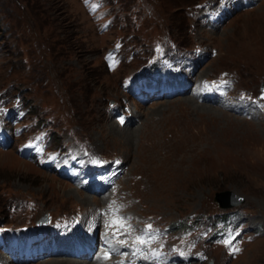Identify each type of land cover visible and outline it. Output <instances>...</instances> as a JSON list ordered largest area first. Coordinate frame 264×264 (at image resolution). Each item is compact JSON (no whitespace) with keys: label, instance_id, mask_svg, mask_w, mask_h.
Listing matches in <instances>:
<instances>
[{"label":"rangeland","instance_id":"374dc122","mask_svg":"<svg viewBox=\"0 0 264 264\" xmlns=\"http://www.w3.org/2000/svg\"><path fill=\"white\" fill-rule=\"evenodd\" d=\"M263 83L264 0H0V264H264Z\"/></svg>","mask_w":264,"mask_h":264},{"label":"bare ground","instance_id":"6f19581e","mask_svg":"<svg viewBox=\"0 0 264 264\" xmlns=\"http://www.w3.org/2000/svg\"><path fill=\"white\" fill-rule=\"evenodd\" d=\"M183 77V76H182ZM179 80V79H178ZM184 82V81H183ZM185 83V82H184ZM172 84H174V83H172ZM187 84V83H186ZM188 85V88H186L182 93L184 94V95H190V96H192L193 97V93H194V90H195V88H193V86L192 85H190V84H187ZM167 86V85H166ZM176 86V85H175ZM174 88V87H173ZM176 88V87H175ZM174 88V89H175ZM178 89V88H177ZM177 91V90H176ZM154 92V91H153ZM156 92V91H155ZM156 94V93H155ZM174 94V93H173ZM204 94V93H203ZM206 94V93H205ZM154 95V94H153ZM179 95V94H178ZM162 97H163V95H162ZM194 98V97H193ZM205 98H206V96H205ZM195 100H197V102H195L194 100H192V102L193 103H195V104H197L198 103V99H196V98H194ZM190 100V99H189ZM188 100V101H189ZM211 101V100H210ZM209 101V103H211ZM224 101V100H223ZM215 102V101H214ZM190 103V102H189ZM208 103V104H209ZM216 103V102H215ZM228 104V103H227ZM206 105V104H205ZM207 106V105H206ZM197 108H198V106H197ZM202 108V107H201ZM236 108V107H235ZM246 108V107H245ZM234 109V108H233ZM238 109H239V107H238ZM248 109V108H247ZM201 111V110H200ZM244 112H246V110H243ZM250 111V110H249ZM253 111V110H252ZM240 114V113H239ZM132 137V136H131ZM130 137V139L127 137V139H129L130 141H132L133 140V138H131ZM49 155V154H48ZM28 157V156H27ZM47 157V156H46ZM31 158V157H30ZM50 158V157H49ZM59 159V158H58ZM55 162V161H54ZM43 165V164H42ZM57 170V169H56ZM115 172V171H114ZM99 176V175H98ZM86 181V180H85ZM114 181H115V179H114ZM82 184V183H81ZM115 184V183H114ZM89 185V184H88ZM102 185V184H101ZM111 186H112V184H110ZM84 187H85V185H84ZM90 187V186H89ZM86 188V187H85ZM76 191H72L71 193L72 194H74ZM78 193V192H77ZM79 194V193H78ZM80 196V195H79ZM87 198V197H86ZM87 200V199H86ZM77 222V221H76ZM69 225V224H68ZM94 225V224H93ZM64 226V225H63ZM77 227V226H76ZM81 226H79V228H80ZM92 228V227H91ZM150 229V228H149ZM78 230H80V229H78ZM147 230V229H146ZM155 230V229H154ZM151 231V230H150ZM149 231V232H150ZM49 233V232H48ZM146 233H148V232H146ZM23 234V233H22ZM25 234V233H24ZM28 234V233H27ZM32 234H34V233H32ZM50 234H52V232L50 233ZM55 234H56V232H55ZM74 234V233H73ZM82 234V233H81ZM150 234V233H149ZM155 234V233H154ZM40 235V234H39ZM23 237H25V236H23ZM85 237V236H84ZM90 237H91V235H90ZM89 237V238H90ZM155 237V236H154ZM29 238V237H28ZM44 238V237H43ZM141 238V237H140ZM153 238V237H152ZM156 238V237H155ZM76 239V238H75ZM86 239H88V238H86ZM11 240H13V239H11ZM30 240V239H29ZM65 240V239H64ZM70 240V239H69ZM77 240V239H76ZM51 241V240H50ZM67 241H68V239H67ZM74 241V240H73ZM81 241V240H80ZM84 241V240H83ZM145 241H147V240H145ZM144 242V241H143ZM21 243V242H20ZM51 243V242H50ZM153 243V242H152ZM32 244V243H31ZM37 244V243H36ZM43 244V243H42ZM53 244V243H52ZM73 244V243H72ZM144 244V243H143ZM39 245V244H38ZM51 245V244H50ZM130 245V244H129ZM137 245V244H136ZM139 245H141V244H139ZM31 246V245H30ZM36 246V245H35ZM53 246V245H52ZM148 246V245H147ZM20 247V246H19ZM54 248L55 247H57V246H53ZM60 247V246H59ZM62 247V246H61ZM144 247V246H143ZM48 248V247H47ZM51 248V247H50ZM140 248V247H139ZM155 248V247H154ZM32 249V248H31ZM42 249V248H41ZM76 249V248H75ZM45 250V249H44ZM49 250H51V249H49ZM56 250V249H55ZM61 250V249H60ZM123 250V249H122ZM155 250V249H154ZM136 251V250H135ZM143 251V250H142ZM63 252V251H62ZM67 252V251H66ZM35 253V252H34ZM69 253H70V251H69ZM107 253V252H106ZM131 253V252H130ZM163 253V252H162ZM161 253V254H162ZM57 254V253H56ZM66 254H68V253H66ZM108 254V253H107ZM129 254V253H128ZM164 254V253H163ZM132 255V254H131ZM145 255V254H144ZM160 255V254H159ZM166 255V254H165ZM19 256V255H18ZM36 256V255H35ZM136 256V255H135ZM139 256V255H138ZM141 256V255H140ZM143 256V255H142ZM156 256V255H155ZM167 256V255H166ZM31 257V256H30ZM33 257V256H32ZM42 257V256H41ZM132 257H134V256H132ZM45 258V257H44ZM50 258V257H49ZM120 258H121V256H120ZM47 259V258H46ZM160 259V258H159ZM38 260V259H37ZM67 260H69V259H67ZM76 260V259H75ZM74 261V260H73ZM85 261V260H84ZM167 261H169V260H167ZM61 262H63V261H61ZM76 262H80V261H75L74 263H76ZM89 262V261H88ZM127 262V261H126ZM95 263H97V264H101V260L100 259H97L96 261H95ZM124 263V262H123ZM129 263V262H128ZM56 264V263H55ZM59 264V263H58ZM81 264V263H80ZM157 264V263H156ZM162 264V263H161Z\"/></svg>","mask_w":264,"mask_h":264},{"label":"water","instance_id":"95a60500","mask_svg":"<svg viewBox=\"0 0 264 264\" xmlns=\"http://www.w3.org/2000/svg\"><path fill=\"white\" fill-rule=\"evenodd\" d=\"M260 98L264 99V83L262 84V94ZM215 201L219 203L222 208H232L242 204L244 200L231 191H225L217 193Z\"/></svg>","mask_w":264,"mask_h":264}]
</instances>
